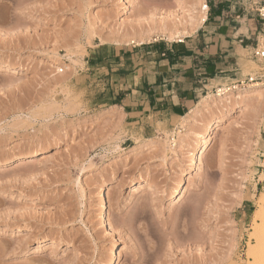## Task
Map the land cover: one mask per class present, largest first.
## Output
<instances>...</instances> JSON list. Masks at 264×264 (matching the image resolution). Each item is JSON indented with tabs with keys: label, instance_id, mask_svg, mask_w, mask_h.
Here are the masks:
<instances>
[{
	"label": "rangeland",
	"instance_id": "374dc122",
	"mask_svg": "<svg viewBox=\"0 0 264 264\" xmlns=\"http://www.w3.org/2000/svg\"><path fill=\"white\" fill-rule=\"evenodd\" d=\"M199 1L0 0V264H264V80L215 96L264 70V18L203 0L195 29ZM191 84L209 113L137 115Z\"/></svg>",
	"mask_w": 264,
	"mask_h": 264
},
{
	"label": "bare ground",
	"instance_id": "6f19581e",
	"mask_svg": "<svg viewBox=\"0 0 264 264\" xmlns=\"http://www.w3.org/2000/svg\"><path fill=\"white\" fill-rule=\"evenodd\" d=\"M196 3H195V6H194L195 7L194 8V13L192 15H190L189 23H190L191 26H194L195 29H198L199 26H201L203 24V22H205L206 19H207L208 5L203 0H200L197 4ZM193 15H195V16H193ZM168 29H166V30H168ZM192 29H193V27H192ZM195 29H193V31ZM162 34H163V32H162ZM187 34H189L187 32V30L186 31L185 30L184 31H178V32H176V30H174V33H173L172 29H171V32H169V34L166 37H168V39H170V40H174V39L178 38V39H180V42H182V37H184ZM142 41L143 40H141L140 42H138V41L137 42L138 43H142ZM2 63L3 62L0 60V65ZM259 86L260 85H256L255 87L253 86L252 88L258 89ZM232 90L233 89H230V90L224 91V92L223 91H218V95H215V96L218 97L220 100H222L224 97H225V99H228L229 96H230L229 92L232 91ZM256 91L259 92L258 90H256ZM215 96H209L207 99H204V101H202L204 103L201 106H197L195 109L191 110V112H189L186 116L181 117V119L183 121L189 123L191 121V119H193L195 116H197L200 113V108L204 109L203 111H205L206 113H209L210 110L213 109V105L215 106L214 103L219 100V99L217 100L216 98H214ZM201 124H199V126H202ZM217 128L218 127H216V129ZM175 139L172 140L173 145H176L177 140H175ZM197 139L201 141L200 143H202V152H201V155H200V158H202L203 155L206 152V145H207L208 141H207L205 135H203V136L197 135ZM199 152L195 156V159H194L195 162L199 160ZM182 190H183V187H182L181 191H179L178 195L181 194ZM261 201L263 203V207H262L263 209H261V211L259 210V213L257 215V217L261 220L260 221L261 223H257V225L254 228V232L252 231L253 240H256V243L250 245V248H249V254L251 256H253L254 258H256V259L258 258L257 259L258 262L262 261L263 258L261 259L260 255L264 252V193L261 194ZM262 255H264V254H262ZM259 257H260L261 260L259 259ZM256 259H254V260L256 261ZM115 263H116V261L113 262V264H115ZM255 264H258V263L256 262Z\"/></svg>",
	"mask_w": 264,
	"mask_h": 264
},
{
	"label": "crops",
	"instance_id": "0c3cea01",
	"mask_svg": "<svg viewBox=\"0 0 264 264\" xmlns=\"http://www.w3.org/2000/svg\"><path fill=\"white\" fill-rule=\"evenodd\" d=\"M170 58L172 64L169 61L168 63H166V61L164 60L162 61V64L168 65L169 70H173V68L177 66L173 61L177 60L179 62L181 61L183 63L190 64L194 59V56L190 52V50H188L187 52L182 51L173 56L170 55ZM179 62H177V64H179ZM185 73H191V71H187ZM208 81L209 80L205 79V80H201L199 83L201 84V82H208ZM196 99H197L196 91L193 84H191V86H189L187 90L177 94L176 93L173 94V92H168V94L166 95L165 94L164 95L160 94V96L157 94L151 95V100L146 104V106H144V108H142V111H140L139 109L137 115L141 117L143 114L145 116V114H150V113L153 114L166 113L172 116L173 118L174 117L181 118L182 116H185L186 112H188L191 106L194 105ZM156 108L159 109V111H155ZM131 114H126V115H131Z\"/></svg>",
	"mask_w": 264,
	"mask_h": 264
},
{
	"label": "built area",
	"instance_id": "2783aa9c",
	"mask_svg": "<svg viewBox=\"0 0 264 264\" xmlns=\"http://www.w3.org/2000/svg\"><path fill=\"white\" fill-rule=\"evenodd\" d=\"M210 1H216V0H205V2ZM256 4L257 10L260 13L261 17L264 18V0H251ZM208 4V3H207ZM209 6V5H208ZM253 57L256 58L260 62H264V31L262 30L260 33V36L258 38L257 44L252 49ZM264 80V70L259 72L255 75V77H250L242 82H240L238 85L223 87L217 90L218 91H228L230 89H233V91H238L242 89H246L250 83L259 84Z\"/></svg>",
	"mask_w": 264,
	"mask_h": 264
}]
</instances>
